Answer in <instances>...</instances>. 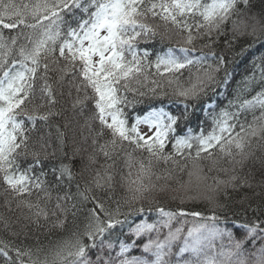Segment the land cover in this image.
<instances>
[{"label": "snow or ice", "instance_id": "6c2138e0", "mask_svg": "<svg viewBox=\"0 0 264 264\" xmlns=\"http://www.w3.org/2000/svg\"><path fill=\"white\" fill-rule=\"evenodd\" d=\"M149 17L171 25L179 40L175 50L157 54L154 63L157 74L163 75V68L173 77L167 84L183 111L173 115L152 108L130 123L124 110L130 103L127 94L146 95L141 89L147 81L146 69L152 66L146 63L148 51L138 52L140 38L157 34L145 22ZM241 37L264 44V12L252 13L250 0H0V184L3 206L12 213L14 203L17 214L15 220L0 215V232L12 237H0V264H264V219L260 216L234 223L239 236L206 224H194L186 234L182 226L174 227L178 215L197 217L200 212L156 208L161 219L149 222L142 216L153 211L156 193L171 191L172 199H183L182 193L193 189V176L198 193L225 190L227 194L229 187L252 186L248 176L237 174L236 166L243 168L254 155L253 148L264 149V56L259 64L254 60L251 74L237 82L234 99L223 106L212 100L222 86L227 89L230 73L226 58L211 49L221 39L231 48ZM197 41H206L202 48L209 51L201 50L193 57ZM250 47L241 49L240 55ZM193 67H197L194 78ZM184 69L189 70L188 87L177 76ZM150 83L156 85L151 89L156 96L161 85L155 80ZM65 85L69 97L76 93L73 109L93 102L91 118L100 126L90 128L94 132L90 159L102 154L105 161H111L97 169L83 188L76 182L75 192L71 163L61 160L44 170L51 134L38 126L62 115L54 109L58 97L65 95ZM257 88L251 99L242 98V93ZM200 105L209 128L201 123L194 132L188 126L189 109L194 113ZM140 124L147 125L149 133L141 132ZM60 128L56 126V140L63 145L65 133ZM168 145L171 151H166ZM137 152L147 153V159L137 160ZM122 153L129 169L126 175L117 171ZM161 162L172 167L164 170L165 183L158 185L152 177ZM214 171L218 175L209 177ZM185 172L188 181L176 178ZM209 178L212 185L207 184ZM160 179L157 175L156 181ZM118 184L124 195L114 200V208L90 195L98 189L112 201ZM34 190L44 193L43 207L39 197L32 201ZM53 191L56 203L49 215L47 203ZM259 211V207L252 208L253 213ZM69 214L74 225L67 238L49 247L25 243L27 228L40 227L41 217L55 218L54 227L64 228ZM80 215L83 220L75 223ZM125 226L128 231L123 233ZM118 227L124 239L117 236L114 242L112 233ZM163 229L167 233L161 238ZM21 232L25 239L17 243ZM224 237L228 244L217 248L216 241ZM134 249L141 250L140 254L132 255Z\"/></svg>", "mask_w": 264, "mask_h": 264}, {"label": "trees", "instance_id": "16d2710c", "mask_svg": "<svg viewBox=\"0 0 264 264\" xmlns=\"http://www.w3.org/2000/svg\"><path fill=\"white\" fill-rule=\"evenodd\" d=\"M251 12L260 15L264 12V0H250ZM149 25L153 26L156 29L157 34L155 36H149L140 38L138 41V52L143 53L147 50L149 56L147 57V62H151L152 66L146 69L145 75L147 76V81H145V86L141 89L146 93L144 97L136 96L134 93H128L127 98L130 102L124 108L126 114L129 117L130 123H134V117L140 116L147 113L152 108L163 109L166 112H170L173 115H176L183 111V105L179 100L172 95V88L168 86L167 80L173 79L168 73L164 72L163 68L160 69V72L163 75L157 74L155 68V59L156 55L164 53L169 48L176 49L177 44L179 43L178 38L172 32L171 25H165L163 21L159 19H153L149 17L146 21ZM7 34V33H6ZM206 41H197L196 47L197 52L191 53L190 55L195 57L199 56L200 51L207 52L209 49L202 48V45ZM251 45L250 49L240 55L241 49ZM216 52L218 55L222 54L228 61L227 68L230 73V82L227 85L225 90L223 86L217 90L216 94L212 95V100L217 101L220 106L226 105L228 100L234 99L237 94V82L242 81L243 78L247 75H250L253 71V61L255 60L257 64L260 63V57L264 56V44L254 42L250 37H241L238 39L235 45L231 48L224 45L223 39H221L214 47L211 49ZM180 53L177 51L176 53ZM210 63H215L210 60ZM198 67V66H197ZM197 67H193L190 71L193 78L196 75ZM223 75V73H221ZM179 77L180 84L184 87H188L189 79V70H182V75L177 73ZM152 80L157 81L161 87L157 89L156 96H153L151 91L152 88H155L156 85L151 84ZM175 85H173L174 87ZM65 95L58 97L59 103L56 106V109L62 112V115L53 117L48 125L43 124L42 122L38 125L46 133L51 134L50 144L48 148L49 158L45 161L44 170L48 171L49 168L56 163H59L61 160L63 163H71L73 165V172L76 176V181L73 183L72 191L75 192V183L78 182L83 188L91 181L95 171L111 161H105V158L102 154H98L95 157V160H91L90 156L93 153L92 137L94 132H90L91 129L99 128V121L93 120V102L89 100L87 105L81 109L79 106L76 109L72 108V100L75 97L76 93L73 91L72 97L67 95L68 87L65 85L64 88ZM255 91H259V88L251 92L242 93L243 99H251L252 95H255ZM124 93H121L123 95ZM83 95V93L81 94ZM91 96V92L88 93ZM133 101H136L132 103ZM203 106L200 105L197 107L196 111L193 113L190 111V121L188 126L191 127L194 132L198 131V126L203 123L205 129L209 128V122L206 119V113L201 110ZM251 117L249 116V119ZM67 124V127L64 125ZM60 125V130L65 133V139L63 145L56 140L57 129L56 126ZM107 138V137H106ZM103 143V141H100ZM128 152H131L132 149L125 145ZM166 151H171V145H168ZM55 152V156H52L51 153ZM254 155L249 158L241 168L239 165L236 166L237 174L240 176H248L252 184L251 187H240L237 189H232L229 187L226 190H221L218 192H197L195 189L196 177H192L193 189L190 192L182 193L183 199L177 198L172 199L174 195L173 192L169 191L165 194H155V203L152 204L153 211L146 212L142 214L144 219L153 221L160 217V214L155 210L156 208H163L165 211L170 212H200L201 215L193 217L191 215H185L187 217H192L197 222H210L216 224H222L224 226H233L234 223H247L253 220L256 216H260L261 219H264V149L253 148ZM67 154L66 157L64 154ZM123 153L121 158L117 161V171H121L122 174L126 175L129 169L124 164ZM194 155V152H193ZM143 156L147 159V153H135V158L138 160ZM191 166V162H189ZM172 167L171 164H164L161 162L158 166L154 168L155 175L152 177L153 182L159 184L165 183L164 170L166 168ZM206 170V169H205ZM133 178L135 177V168L132 169ZM161 176L159 181H156V176ZM218 175L217 172H212L209 174V177ZM221 179H224L222 173L219 174ZM176 178L182 179L183 181H188L189 177L187 172L184 174H176ZM119 180V177H117ZM49 180H52L51 175H49ZM172 187L175 188L176 184L172 181ZM212 180L209 178L207 184L212 185ZM3 185L0 184V215L11 216L13 220L16 219L15 213V204H12L14 212L9 213L3 206ZM59 194H63L61 191ZM57 195L56 191L52 192V200L47 203V210L49 215L55 207V197ZM90 195H95L99 199H103L106 203V206L115 207L114 200L120 199L124 192L119 186L115 188L113 194V200L109 201L104 193L98 189H94ZM205 195H210L213 199L208 200L205 198ZM37 197L42 201L41 206L43 207L44 193H38L35 190L31 197L33 202H36ZM89 207L91 205H88ZM147 207V205H145ZM259 207L260 211L258 213H253L252 208ZM27 211V210H25ZM126 212L127 209H122ZM215 215L216 220H212L211 217ZM65 219L64 216L60 217ZM123 219V216L119 217ZM83 220V215L78 216L75 223H80ZM55 218H50L45 220L43 217L40 218L39 224L40 227L36 225H29L27 228V239L25 243L35 245L39 242L45 247L54 246L56 243L65 239L69 236L70 232L73 230V217L69 214L67 216V222L64 228L54 227ZM13 230H18L14 228ZM128 231L127 226L124 227L123 233ZM121 229L118 227L112 233V239L115 242L117 236H120L121 239H124ZM0 237L6 239H12L8 236L7 233L0 232ZM25 235L21 232V236L17 239V243L20 240H24Z\"/></svg>", "mask_w": 264, "mask_h": 264}, {"label": "rangeland", "instance_id": "374dc122", "mask_svg": "<svg viewBox=\"0 0 264 264\" xmlns=\"http://www.w3.org/2000/svg\"><path fill=\"white\" fill-rule=\"evenodd\" d=\"M168 51V50H167ZM167 51H165L164 53H166ZM164 53H160V55H163ZM160 109V108H159ZM145 114H142L140 115L141 117L144 116ZM135 123V121H134ZM139 128H140V131L143 132V133H149V128L147 125L145 124H140L139 125ZM162 217L160 216L159 218L153 220V221H157L159 219H161ZM149 222H153V221H150L148 220ZM186 221V223H185ZM194 224H206L208 225L209 227H212V226H215V227H218V228H221V229H225L227 228L228 230H232V231H235L236 232V235L239 236L240 235V231L239 230H234L232 226H224L222 224H216V223H210V222H197L195 221L192 217H187L185 215H178L177 217V221L174 222V227H183V230H184V233L186 234L187 233V229L192 227ZM167 233V229H163L162 232H161V238H163V236ZM153 236L155 235L154 233L152 234ZM135 239V238H134ZM147 237H144L143 240L146 241ZM223 243L225 245L228 244V240H227V237H224L223 240H220L218 239L216 241V245H217V248H219V245ZM118 251V248L116 249ZM140 251L139 249H134L132 251V255H139L140 254ZM185 258H190V254H184Z\"/></svg>", "mask_w": 264, "mask_h": 264}]
</instances>
